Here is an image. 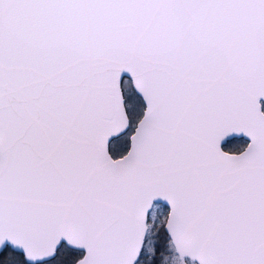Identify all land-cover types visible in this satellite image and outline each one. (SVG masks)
I'll return each instance as SVG.
<instances>
[{
  "label": "snow or ice",
  "instance_id": "1",
  "mask_svg": "<svg viewBox=\"0 0 264 264\" xmlns=\"http://www.w3.org/2000/svg\"><path fill=\"white\" fill-rule=\"evenodd\" d=\"M0 264H264V0H0Z\"/></svg>",
  "mask_w": 264,
  "mask_h": 264
}]
</instances>
